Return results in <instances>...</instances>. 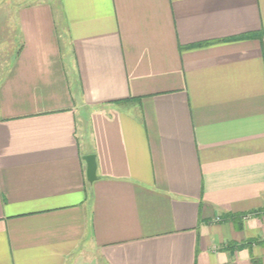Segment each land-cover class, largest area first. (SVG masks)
Returning <instances> with one entry per match:
<instances>
[{
    "label": "crops",
    "instance_id": "1",
    "mask_svg": "<svg viewBox=\"0 0 264 264\" xmlns=\"http://www.w3.org/2000/svg\"><path fill=\"white\" fill-rule=\"evenodd\" d=\"M8 22L0 264H264V0H32Z\"/></svg>",
    "mask_w": 264,
    "mask_h": 264
},
{
    "label": "rangeland",
    "instance_id": "2",
    "mask_svg": "<svg viewBox=\"0 0 264 264\" xmlns=\"http://www.w3.org/2000/svg\"><path fill=\"white\" fill-rule=\"evenodd\" d=\"M32 0H11V3L6 6V8L0 7V45L1 50L7 51L11 46V36H12V27L10 26L11 12L14 8V5L20 3H27Z\"/></svg>",
    "mask_w": 264,
    "mask_h": 264
},
{
    "label": "water",
    "instance_id": "3",
    "mask_svg": "<svg viewBox=\"0 0 264 264\" xmlns=\"http://www.w3.org/2000/svg\"><path fill=\"white\" fill-rule=\"evenodd\" d=\"M86 164V179L92 183L96 179V160L94 154H86L83 157Z\"/></svg>",
    "mask_w": 264,
    "mask_h": 264
},
{
    "label": "trees",
    "instance_id": "4",
    "mask_svg": "<svg viewBox=\"0 0 264 264\" xmlns=\"http://www.w3.org/2000/svg\"><path fill=\"white\" fill-rule=\"evenodd\" d=\"M254 264H257L256 262H254Z\"/></svg>",
    "mask_w": 264,
    "mask_h": 264
}]
</instances>
